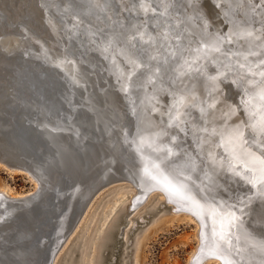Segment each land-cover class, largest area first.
I'll list each match as a JSON object with an SVG mask.
<instances>
[{"label": "water", "instance_id": "95a60500", "mask_svg": "<svg viewBox=\"0 0 264 264\" xmlns=\"http://www.w3.org/2000/svg\"><path fill=\"white\" fill-rule=\"evenodd\" d=\"M189 1L179 0L181 4L174 6L175 11L185 14L189 11ZM228 1L199 0L197 3L212 15L215 23L221 22L218 15L221 7L235 10L226 5ZM252 1L249 13L264 16L261 2ZM85 2L0 0V31L17 33V26H10L17 20L35 35H40L38 20H41L37 4L48 12L61 3H68L86 21L80 23L81 29H87L85 36L76 34V37L87 39V43L81 42V48L85 57L89 52V64L79 72L83 77L94 72V81L85 83L71 77L72 42L76 39L71 36L66 39L64 34L65 46L58 60L62 69L47 59L40 61L30 42L25 45L26 51L21 48L11 56L4 57L0 51L2 64L11 65L5 74L0 72V163L24 171L41 185L40 192L34 189L22 196L0 194V264H52L96 196L108 187L129 183L137 191L133 207L150 192L160 190L176 206L175 211L188 212L198 220L200 244L190 264H204L208 257L218 258L221 264H228L229 260L231 264H264V163H261L264 159L261 123L264 49L262 53L253 50L245 53L246 64L234 62L235 55H230L225 72L200 76L207 77L212 85L215 79L222 82L214 100L228 110L215 115L214 122L211 121L213 126H207L205 113H193L194 109L190 112L185 109L182 119L172 118L177 94L168 91L161 92V98L156 96L157 105L151 112L147 110L150 103H146L147 107L141 109L144 113L139 114L138 103L129 100L136 95L133 84L144 76L147 57L138 53L140 67L121 63V72H117L113 44ZM224 13V27L217 31L231 48L228 40L234 38L227 35L229 20ZM186 26L196 27L189 22ZM63 31L70 32L66 28ZM139 35L137 32L133 35L135 46ZM19 36L25 41L28 39L25 33ZM187 50L184 47L179 50V60L185 59ZM179 64L180 61L176 65ZM177 69L174 76L185 83L186 76L191 74L184 70L179 75ZM151 75L145 80L149 86L154 83ZM236 78L243 87L234 84L237 88L231 87L228 80L232 79L233 83ZM221 96L227 101H222ZM246 114L258 121L250 123ZM143 119L147 120L141 122ZM201 135L206 144L201 141ZM145 137L153 141L144 144ZM235 142L238 144L234 145ZM213 164H220L218 181L214 182L211 181ZM198 182L205 184L204 188ZM121 223L124 225L125 220L121 219ZM220 234L231 241L230 247L222 244ZM125 243L114 234L111 248L102 252V264H121L122 257L118 256ZM79 245L77 241L71 249L74 253L71 263L77 261ZM127 246L128 243L125 249ZM60 261L61 257L58 264H62Z\"/></svg>", "mask_w": 264, "mask_h": 264}, {"label": "bare ground", "instance_id": "6f19581e", "mask_svg": "<svg viewBox=\"0 0 264 264\" xmlns=\"http://www.w3.org/2000/svg\"><path fill=\"white\" fill-rule=\"evenodd\" d=\"M52 1L54 4H56L59 1L63 0ZM80 1L82 0H75V2ZM104 1L105 0H86L84 4L87 5L88 10H92L94 16L96 15L97 23L100 29L102 30V32L104 31L106 34H108L107 39H109V43L113 44L114 48L112 53L115 57V68H118L116 71L119 73L121 72V63L130 65L133 64V66L135 64V67H140V60L138 59V57H136L138 53H141L143 58L147 57V65L145 66V68H143L144 76L141 77V80L139 79L136 83L133 84V87L134 85L136 86V95H134V97L131 96L129 100H133L138 103L136 106V111L139 112V114L140 112L141 114L144 113V109H141L147 107L148 104L146 103H150L147 110H150L151 112L152 109L157 105L155 104V102H157V100H155L156 96L161 98L159 96L160 93H165L168 91V93L177 94V97H175V103H173L174 108L176 107V109L173 110V113H171L172 118L182 119V113L186 114V110L187 112H190L192 111V109H194L193 113H205L206 124L208 123L207 126H213L211 121L214 122L215 115L218 112H222L223 109L225 111L228 110L226 107H224L223 104L219 105L214 100L216 99V92L222 86V82L220 79H215V82L212 85L207 81V77L202 79L200 78V76L204 74L209 75L213 73H219L222 71L225 72L224 69H228L227 63L231 61L230 55H235L234 62L237 61L241 64H246L244 62V58H246V60L248 58L247 56H243L245 53H251L252 50L254 52L257 51L256 53H260L261 49H264V16L261 15L260 17H256L253 13H249L253 6L252 0H230L228 1L229 4L226 2V5H231V7H233L235 10H225L224 8L226 7H221V11L218 12L219 17L221 18V22L222 14H225L224 12H226V15H228L227 19L229 20V26L227 27V35L228 37L234 38L233 41L235 43V47L232 46L233 48H230L229 45L224 43L223 37L217 31V29H223V22L221 23L219 21H216L214 23L212 20V15L208 13L205 8H202V6H198L197 2L199 0H197L196 2H192L193 0L189 1V3L187 4V8L189 9V11L187 10V12L183 15L179 14L178 11L176 12L174 8V6L176 7L177 3V5L181 4V2H178L179 0H152L156 5V8L159 10L158 12L157 10H155L156 8L152 7V2L150 0ZM37 6L38 10H40L39 12L41 13V20H38L40 26V35H35L34 33L30 34L28 32V26H26V30V27L24 25H21V23L18 24L19 21H13L10 26H17V33L0 31L1 55H3L4 57L11 56L15 53H19L18 51L21 48L26 51L25 45L30 42L32 43L31 45L34 46L32 49L35 52V56L38 54L40 61H42V59H44V61L45 59H47L46 61L48 63L52 65L58 64V66L62 69L63 67L59 65L60 63H58V60H60L59 54L61 53V49L65 46V42L63 43L62 38V35L64 34L66 39H68L70 36L73 39H76L72 42L74 47L71 53V60L73 61L74 66H72L71 68V70H73L70 74L71 77H73L76 81L78 80L79 83H85L86 80L94 81V72L90 73L92 75L85 73V77H83L79 72V69H83V67L86 68L85 64L88 63L87 59L89 58V52H86L87 55L85 57L81 48V42L87 43V39L85 41L81 37H76V34L85 36V32L87 31V29H81L82 25L80 24L82 21L86 22L84 21L85 18L79 13L74 12L68 3H61V5H58L56 8H52L48 12L47 9L45 10L43 6H40L38 4ZM54 6L55 5H52V7ZM170 8H174V10L171 11ZM68 17H70V19ZM103 17L106 18H104L103 20ZM198 17H201L202 19L200 20L198 19ZM187 22L195 25L196 27H187ZM138 23H144V25H140L138 27ZM78 26H80V29ZM64 28L70 30V32L66 33L65 31H63ZM126 30L129 31L126 32ZM136 32L138 34H141L136 37L138 42V50L141 48L139 52L138 50H136L137 46H135L132 42V39L134 38L133 35ZM22 33L27 34V41H25L22 36H19V34ZM172 33L176 35L174 36ZM50 39L57 40L59 44L55 45V43H51L49 41ZM176 39H178V41H176ZM183 47L188 48V52L187 54H184L186 55V57H183L185 59L181 61L179 60L178 54L179 50ZM54 54L56 55V57L54 56ZM169 55L171 57L178 58L177 60H171L172 58L170 59L168 57ZM164 58H167V61H164ZM161 60H163L164 62L159 64ZM179 61L180 66L176 65ZM175 62L176 64H174ZM6 65L7 66H4V63L2 64V60L0 61V72H3L5 74L6 70L9 71L8 69H11V67H9L11 65ZM177 67L178 74L184 73V70L186 72L189 71L188 73L191 74L189 77L186 76L185 83L179 82L181 79H177L175 77ZM151 68L154 69L150 71ZM151 74L156 78L152 86H149L145 80H147V78L149 80ZM230 85L234 89L237 88L233 85V83ZM194 93H196V95ZM221 99L222 101H227V98L223 99L222 96ZM243 99L245 100V98ZM253 109L254 107L252 108V110ZM140 117H137V121L140 120ZM246 118H250L249 121L253 124L258 121L255 117H252V115L247 116L246 114ZM146 120L143 119L141 122H145ZM239 121L242 122V120ZM202 136L203 135H201V141H203ZM144 139V144L153 141L151 138L147 137H145ZM259 139L260 137L258 136V140ZM258 140H256V142ZM235 144L238 143L235 142L234 145ZM219 166L220 164H213V168H210L212 174V182L218 181L216 178H218L217 173H219ZM36 183V192H40L41 185L38 182ZM129 184L128 187H122L127 188L125 191L121 190V193L124 195H122V197L116 198L115 203H113L112 206L104 211V213H107V211L111 210V214L109 213L108 216H106L105 214V216L100 215L95 219L99 221H104V219H106L104 225H102V228L105 229H102L103 231L100 229V232H95L91 237H89L88 234L86 235V232H84L83 235L78 238L77 241H80V245L78 247L79 259H77L75 263H71V259L73 256V252H71V249L77 243V241L75 242V244L71 245L72 247H70L66 252L71 242H74V237H76L77 233H79V231H77L75 233L76 235L71 238L69 244L67 243L65 249L62 250L63 246L61 247V250L59 251L56 259L52 264H58L59 257H61V260H63L60 261V263L62 264H102V252L104 251L105 247L106 249L111 248V244H113L114 240V234L118 233L119 229L121 231L119 232L118 236L122 237L127 243L129 241L128 237H130V233H133L140 221L144 222L146 220V216H151L153 213H157L161 206L164 207L165 204L171 203L163 192H161L160 190H154L150 192L144 200L137 203L133 207L132 205L134 199L137 197V191L133 184ZM198 185L200 188H204L205 186V184L200 185V182H198ZM156 192L157 194H163L165 200L158 199V203L156 202L157 205H155L152 209H149L148 205L150 203L148 204V202H150L151 198L156 197H154V194H156ZM0 194L8 197L13 196L12 193L7 190H5L4 193ZM123 198H126V200H123V202L120 204V201ZM144 203H147L148 205L146 204L143 207L137 209V207ZM145 207L147 208L145 209ZM170 208L172 212H179L175 211L176 206L173 204L170 206ZM86 210L84 213L85 215H83L84 217L82 219L87 216L86 213L88 211L86 212ZM133 213L134 215L131 216V214ZM124 218H128L127 220H125L126 224L119 228V225L122 224L121 219ZM137 220L139 222H137ZM200 235L201 229L198 233L199 237ZM208 259H213V257L205 258L203 263H205V261ZM216 259L219 261L218 258ZM218 264H221V262Z\"/></svg>", "mask_w": 264, "mask_h": 264}, {"label": "rangeland", "instance_id": "374dc122", "mask_svg": "<svg viewBox=\"0 0 264 264\" xmlns=\"http://www.w3.org/2000/svg\"><path fill=\"white\" fill-rule=\"evenodd\" d=\"M258 1L261 2V6L264 9V0ZM49 41L53 44L55 43V45L59 44L58 41L54 39H50ZM228 43L232 46L235 45V43L231 40H228ZM163 60L167 61V58H164ZM163 60H161L159 64L163 63ZM231 76L236 77L235 74H231ZM155 78L156 77L153 76V82L155 81ZM231 80L232 79H229L228 81L232 84ZM236 80L237 81H234L233 84H238L239 87H241V80L238 78H236ZM122 187L125 186L114 185L108 187L102 191L103 194L100 192L98 196H96L98 198H95L91 202L92 204L90 203V208L88 207L86 210V212L88 211L86 213L87 216H85L84 219H81L77 228H75V231L70 235L68 240L63 245L62 250L65 249L67 243L69 244L71 238L76 235L75 233L77 231H79V233H77L74 242H71L66 252L70 247H72L71 245L75 244V242L79 237H81V235H83L84 232H86V235L88 234L89 237H91L95 232L98 233V231L100 232L103 229L102 225H104L106 219H104V221L95 219L100 215L108 216L109 213L111 214V210L107 211V213H104V211L112 206L113 203H115L116 198L122 197V195H124L121 193V190L125 191L127 188ZM34 189H37V183L34 182V180L28 174L20 169L8 168L7 166H4L0 163V193H4V191L7 190L11 192L13 196H22L32 192ZM156 194H154V197H156L151 198L150 202H148V204L150 203L149 205L144 203L137 207V209L143 207L146 204L148 205L149 209H152L155 205H157L156 202L158 203V199L165 200L163 194H157L159 196ZM123 200L125 201L126 198L121 199L120 204L123 202ZM165 205L166 206L159 209L157 213H153L151 216H148L146 221H144L145 223L140 225L138 224L133 233H130V240L127 242V248L125 249V243L122 246V253H120L118 256V258L122 257L121 264H125L127 260H129L128 264H190L192 256L195 254L200 244L198 236L200 224L196 218L187 212H172L171 208L169 209L167 207L171 206V203H167ZM146 208L147 207H145V209ZM134 213L131 214V216L134 215ZM127 219L128 218H124V220ZM121 226H123V223L119 225V228ZM120 231L121 230L119 229L118 233L116 234H119ZM105 249L106 247L104 250ZM127 251L129 252L124 257L125 252ZM77 259H79V256H77ZM215 263L218 264L220 262L216 258H213L206 260L204 264Z\"/></svg>", "mask_w": 264, "mask_h": 264}, {"label": "snow or ice", "instance_id": "6c2138e0", "mask_svg": "<svg viewBox=\"0 0 264 264\" xmlns=\"http://www.w3.org/2000/svg\"><path fill=\"white\" fill-rule=\"evenodd\" d=\"M261 99H264V95L261 96ZM261 123L264 125V116L261 117ZM261 163H264V159L261 160ZM219 240L222 242L223 245L231 246V241L227 238L226 235L220 234ZM228 264H231V261H228Z\"/></svg>", "mask_w": 264, "mask_h": 264}]
</instances>
